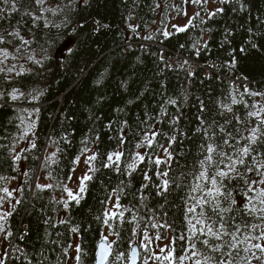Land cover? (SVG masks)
<instances>
[{"label": "trees", "instance_id": "trees-1", "mask_svg": "<svg viewBox=\"0 0 264 264\" xmlns=\"http://www.w3.org/2000/svg\"><path fill=\"white\" fill-rule=\"evenodd\" d=\"M41 7L55 9L56 15H41ZM26 10L39 19L33 21ZM15 31L19 37L9 35ZM0 36L5 38L0 49L9 53L0 56V177L7 178L0 188L12 191L11 202L6 198L0 206V213L12 212L0 221L5 264H77V244L82 264H94L101 234L112 238V264H128L116 255L128 257L134 244L142 262L145 229L153 238L149 251L156 242L169 243L186 232L188 173L206 143L204 129L217 138L223 135L221 125L225 134L243 132L246 125L233 118L246 116L243 104L232 105L231 113L222 106L231 105L233 97L249 105L259 102V96L244 94L246 87L264 93V0H45L42 6L21 0L19 11L0 20ZM68 40L71 46L57 55ZM208 66L212 77L205 75ZM14 89L16 100L10 95ZM30 122L35 127L21 139ZM153 132L149 148L144 137ZM173 135L171 166L157 169L155 158L165 159L157 145L167 146ZM117 152L120 160L113 155L109 162L108 155ZM15 154L21 159L13 163ZM87 154L96 159L77 204L62 188L78 164L73 161ZM138 155L144 161H135V171L128 169ZM160 171L169 172L170 189L158 196ZM37 184L51 187L41 190ZM117 199L122 207L113 209ZM106 209L123 211L124 220L106 225ZM165 218L176 221L174 232L151 228L152 221ZM156 232L167 239L156 241Z\"/></svg>", "mask_w": 264, "mask_h": 264}, {"label": "snow or ice", "instance_id": "snow-or-ice-1", "mask_svg": "<svg viewBox=\"0 0 264 264\" xmlns=\"http://www.w3.org/2000/svg\"><path fill=\"white\" fill-rule=\"evenodd\" d=\"M193 3H199L200 0H192ZM223 3L224 0H221ZM21 0H0V20L10 17L13 13L19 11V4ZM37 6H42L45 0H35ZM45 11H50L52 15H56L55 9H44L41 7V15ZM222 11V9H217ZM25 15L32 16L33 21L39 17L33 16L30 11H25ZM45 27L48 23L45 22ZM59 27L58 25H54ZM179 28L178 31H183ZM9 35L19 37L18 31L10 32ZM167 35V33H165ZM27 43V41H23ZM5 43V38L0 36V44ZM69 55L71 50L69 49ZM0 56L7 58L9 53L6 49H0ZM3 59H0V64ZM15 67V66H13ZM0 71H3L0 69ZM9 72L12 68L8 69ZM21 73H17L20 75ZM18 90L14 89L10 94L12 100H16ZM244 94L249 97L259 96V102L253 101L251 105L246 103L243 99L238 100L233 97L231 105H223V109L227 112H233L232 105L243 104L247 109L246 116L241 118L239 115L233 114V118L237 125H246L243 132L237 128L235 133L228 132L225 134V126H220V133L223 134L217 138L215 135L210 136L208 130L204 129L203 135L206 143L200 145L198 156L200 157L194 165V170L189 172L188 175L192 177L189 193L185 198L184 206V228L180 236L173 238L169 243L159 248V255L150 253L149 247L153 242V238L149 236L147 229L144 231V238L140 246L145 249L147 256L143 259V264H149L151 259L154 264H253V260H257L260 264H264V93L254 92L248 88L244 89ZM174 103V102H173ZM39 110L37 109V112ZM201 111H204L201 108ZM223 115V112L221 113ZM252 121H255L253 124ZM23 123V118H21ZM231 123V121H226ZM203 124V121H201ZM35 127L34 122H30L23 129V136L21 139L28 136L29 132ZM199 131V129H198ZM157 133L153 132L152 137L145 135L144 140L147 142V147H153V140ZM177 141L175 135L169 138L167 146L157 145L162 149L165 159L157 156L154 164L157 169L160 165L168 163L169 167L174 159V154L170 149ZM231 141H234L232 143ZM123 142V141H122ZM33 148L36 145H31ZM144 144H138L137 147H143ZM28 149H21L27 151ZM87 151V149L82 150ZM113 155L116 161L120 160L122 153H110L108 161L113 162ZM21 156L15 154L13 156V163L19 161ZM96 157L89 156L85 159L84 163L89 164L90 161L95 160ZM145 157L138 155L134 158L133 163L127 165L128 169L136 170V160L143 162ZM79 162V156L73 163ZM109 164H105L108 167ZM75 171V169H73ZM27 176V173H24ZM169 176L168 171H160L157 173V179L160 184L156 185V195L161 196L168 193L170 189V180L166 177ZM7 179L0 177V180ZM71 180V177H68ZM91 177L85 174L80 178L79 192L73 193L72 190L64 187L69 200H74L79 203L80 194L85 191V182L90 180ZM144 179L148 180L149 176L144 173ZM179 187V185H176ZM38 189L43 190L44 187H51V185L42 186L37 184ZM0 206L6 198L11 202L12 191L7 187L0 188ZM20 201L16 200V204ZM64 207H69V201H64ZM122 206L117 199L116 203L112 205L113 209H120ZM13 210L15 205L12 206ZM11 211L0 213V221H6L7 217L11 216ZM105 224L111 219L124 220L123 211H112L111 209L105 210ZM167 217V213H165ZM99 219V218H98ZM61 223H64L62 220ZM176 221L173 219L171 223L165 218L163 223L158 220L151 222V228L164 229L165 233L169 229L173 232L175 228L173 225ZM109 227H111L109 225ZM72 233H77L78 229L72 227ZM5 232L4 224L0 223V233ZM113 234L112 232L109 233ZM117 236L119 233H115ZM135 234V232H134ZM12 233L9 231L4 236L7 240ZM106 237L101 234L98 244V251L96 252L95 264H112L109 260L111 251V244H105ZM154 239L156 241H163L167 236L156 232ZM215 241V243H213ZM202 244L207 253L197 245ZM71 244L68 248H72ZM131 248V245H129ZM181 254L177 255V251ZM64 255H68V249L65 248ZM75 260L77 264H82V249L79 244L75 246ZM243 252L244 255H240ZM259 253V255L257 254ZM214 254L219 255V259ZM3 255H7L5 252ZM140 254L135 248H131L130 255L125 257L124 253L116 255L117 261L128 260L129 264H137ZM0 264H5L4 259L0 258ZM29 264L31 262L29 261Z\"/></svg>", "mask_w": 264, "mask_h": 264}, {"label": "rangeland", "instance_id": "rangeland-1", "mask_svg": "<svg viewBox=\"0 0 264 264\" xmlns=\"http://www.w3.org/2000/svg\"><path fill=\"white\" fill-rule=\"evenodd\" d=\"M90 154V153H89ZM89 157V155L87 154L86 156H82L80 159H79V162L78 164L76 165V168H75V171H73L72 175L70 176L71 177V180H68V183L66 185V187L70 190H72V192L75 194L77 192H79V187H80V178L82 176H84L85 174H87L88 176L90 175V169H89V164H85L84 161L85 159ZM91 166V170H92V163L90 164ZM62 190L64 191V188H62ZM66 197H68L67 193L64 191ZM69 199V197H68ZM106 238L109 239L110 243L112 242V238H110L109 236H107ZM113 244V243H111ZM165 244H167V242H156V245L155 247L153 248V250L149 251L150 253H153V254H157L159 255V248L160 247H163ZM259 255V253H257ZM244 255V253L242 254ZM147 256V253L145 252L144 254V257ZM3 257V253L2 251L0 250V258ZM141 264H143V260L141 262ZM149 264H154V262L150 259L149 260ZM253 264H260L259 261L257 260H253Z\"/></svg>", "mask_w": 264, "mask_h": 264}, {"label": "water", "instance_id": "water-1", "mask_svg": "<svg viewBox=\"0 0 264 264\" xmlns=\"http://www.w3.org/2000/svg\"><path fill=\"white\" fill-rule=\"evenodd\" d=\"M71 44L72 43H71L70 40L66 41L64 43V45L58 50V52L56 54L62 56L65 53V51L71 46ZM98 244H97V247H96V252L98 251ZM105 244L107 245V244H111V243H110V241H108V239H106ZM131 248H135L137 250V252L140 254L139 246H137L136 244H134ZM111 251L113 252L112 245H111ZM130 252H131V249H130ZM129 255H130V253H129ZM111 257H112V254L109 257V260L111 259ZM95 261H96V255H95ZM95 261H94V264H95ZM139 263H140V261L138 259L137 264H139ZM128 264H129V262H128Z\"/></svg>", "mask_w": 264, "mask_h": 264}, {"label": "built area", "instance_id": "built-area-1", "mask_svg": "<svg viewBox=\"0 0 264 264\" xmlns=\"http://www.w3.org/2000/svg\"><path fill=\"white\" fill-rule=\"evenodd\" d=\"M207 73H208V76H209V77H212V73H214V72H213L212 69L210 68V69L207 70ZM215 74H216V73H215ZM237 82L241 83L242 80H241V79H238ZM246 88H247V87H246Z\"/></svg>", "mask_w": 264, "mask_h": 264}, {"label": "clouds", "instance_id": "clouds-1", "mask_svg": "<svg viewBox=\"0 0 264 264\" xmlns=\"http://www.w3.org/2000/svg\"><path fill=\"white\" fill-rule=\"evenodd\" d=\"M209 68H211L212 70H214L212 67L208 66ZM205 75L208 76L207 70H205ZM214 76H217L216 74H214ZM209 77V76H208ZM218 77V76H217ZM109 241V240H108ZM112 245V244H111ZM141 262V261H140Z\"/></svg>", "mask_w": 264, "mask_h": 264}]
</instances>
